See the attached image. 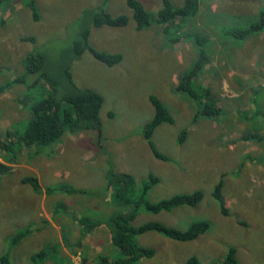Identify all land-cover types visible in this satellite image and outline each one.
<instances>
[{
  "label": "rangeland",
  "instance_id": "1",
  "mask_svg": "<svg viewBox=\"0 0 264 264\" xmlns=\"http://www.w3.org/2000/svg\"><path fill=\"white\" fill-rule=\"evenodd\" d=\"M200 1L199 13L184 29L210 38L205 48L211 62L195 84L209 90L208 100L221 108V115L198 119L192 98L174 92L178 76L193 66L200 51L193 38L171 39L184 34L181 28L165 34L164 25L154 22L138 29L127 0H36L38 19L25 0L0 3V82H11L0 92V138L17 123L21 131L30 117L23 97L35 76L25 74L24 59L32 53L45 55V69L60 83L58 91L70 88L68 68L78 87L93 88L104 98L100 129L66 131L53 144L51 157L24 147L13 171L0 179V264L3 257L12 264H98L101 255L115 257L104 224L89 233L77 220L114 210L112 191L106 188L110 169L130 173L140 183L156 176L147 196L153 203L204 192L196 206L139 213L137 223L159 221L184 229L208 220L211 229L189 241L146 232L138 240L156 254L138 264H184L193 255L201 264H222L231 247L241 264H264V29L245 38L231 32L256 22L264 0ZM142 2L151 12L161 7V0ZM173 2L181 6L184 0ZM102 9L128 15L129 23L95 26L94 14ZM86 29L92 47L121 53L122 61L111 66L89 51L77 56ZM44 82L35 87L42 91ZM151 95L168 105L174 121L160 124L148 139L143 129L155 114ZM152 145L166 158L156 156ZM27 175L36 176L43 187L67 184L91 188L94 195L38 193L23 182ZM220 181L227 214L213 197Z\"/></svg>",
  "mask_w": 264,
  "mask_h": 264
},
{
  "label": "trees",
  "instance_id": "2",
  "mask_svg": "<svg viewBox=\"0 0 264 264\" xmlns=\"http://www.w3.org/2000/svg\"><path fill=\"white\" fill-rule=\"evenodd\" d=\"M11 0H0L1 2ZM13 1V0H12ZM23 2V0H20ZM30 4L35 19L40 17L36 0H25ZM127 5L133 11V17L138 29L146 28L154 22L164 25L165 34L170 29L181 28L184 34H174L171 38L174 42L182 37L189 38L200 45L198 58L192 64L193 66L180 74L179 83L176 90L186 93L196 104L195 119L199 117H216L221 115V108L212 101L208 100L211 94L208 89L197 86L195 81L198 75L205 69L209 63L210 54L205 48L208 44L206 35L193 34L185 30L186 22L195 17L200 11V0H184L181 6L176 5L173 0H161V7L157 12H151L143 4L142 0H127ZM129 16L126 14L113 15L102 9L95 12L93 23L95 26H125L129 23ZM264 29V10L259 14V19L251 23L248 27L234 28L231 31L237 38L248 37L254 31ZM90 30L81 32L84 43L77 44V56L85 51H89L95 58L105 62L108 65H116L123 59L121 53L102 52L89 44L88 37ZM173 34V31H171ZM187 34V37L185 35ZM26 63V75L32 74L34 80L28 84L29 96L31 99L27 102L31 118L19 131L20 124H15L17 129L7 130V138H0V156L5 162L0 161V179L13 169V164L19 162L23 154L24 147L35 148V154L53 155V144L57 142L66 131L70 130L76 133L82 129L98 130L101 127L100 112L104 104L103 96L95 89L78 87L72 79L70 69H66L65 78L70 88L59 90V82L50 77V72L45 69L46 58L41 52L32 53L24 59ZM2 68L0 67V77ZM26 75L19 77L12 82H20ZM45 79L43 90L37 89L34 83ZM11 87V82L1 83L0 91H5ZM150 99L155 107V114L150 123H147L143 129L145 138H150L154 130L162 123L174 121L173 116L168 111L167 105L154 95ZM26 105V104H25ZM9 137V138H8ZM153 152L160 158H166L153 145ZM23 182L30 183L38 193L52 195L58 192L70 194H81L84 196L94 195V190L90 188H75L67 184H56L42 187L36 176L23 177ZM158 182V178L149 175L141 183L137 181L134 175L110 169L107 174L106 188L112 191L113 200L116 203L114 210L107 213L105 217H93L92 215H83L78 217V223L85 232H93L96 227L104 224L110 234L112 244L116 246L118 255L115 257L101 255L98 257V264H138L144 258H151L156 254V249L141 244L138 237L146 232L156 231L165 236L180 240H194L202 234L209 231L211 223L208 220L194 221L187 228H178L167 225L159 221H148L137 223L139 213L148 211L159 213L169 211L177 206L189 205L196 206L204 199V192L196 190L192 193L174 195L153 203L148 200V192L151 187ZM55 192V193H54ZM213 197L220 202L221 210L224 214L229 212L223 198V182L217 183L213 191ZM137 218V219H136ZM136 219V221H135ZM135 221V223H134ZM95 229V230H94ZM44 253H42L43 255ZM2 264H12L10 259L3 257ZM184 264H201L198 256H191ZM222 264H241L237 257V249L231 247L227 255L224 256Z\"/></svg>",
  "mask_w": 264,
  "mask_h": 264
},
{
  "label": "crops",
  "instance_id": "3",
  "mask_svg": "<svg viewBox=\"0 0 264 264\" xmlns=\"http://www.w3.org/2000/svg\"><path fill=\"white\" fill-rule=\"evenodd\" d=\"M201 8V7H200ZM199 13V12H198ZM255 35V34H254ZM207 38H208V42L210 41V38L207 36ZM194 41V40H193ZM195 42V41H194ZM196 44V43H195ZM208 45V44H207ZM198 55H199V53H198ZM25 58H27V57H25ZM198 58V56L195 58V59H197ZM211 62V56H210V60H209V63ZM208 63V64H209ZM207 64V65H208ZM206 65V66H207ZM2 72H3V70H2ZM1 75H2V73H1ZM179 77H180V75L178 76V82H177V85H178V83H179ZM176 85V86H177ZM176 86L174 87V92H176ZM10 89V88H9ZM8 90V89H7ZM7 90H5V91H7ZM5 91H0V92H5ZM189 97V96H188ZM190 98V97H189ZM30 99H31V96H29V89H28V87H26V92L24 93V97H23V100H24V104H26V107H27V102H29L30 101ZM194 102V101H193ZM165 103V102H164ZM166 104V103H165ZM194 104H195V102H194ZM167 105V104H166ZM167 107H168V105H167ZM28 108V107H27ZM195 109H196V104H195ZM29 118H31V115H30V117ZM28 118V119H29ZM6 135H7V132H6ZM7 138V137H6ZM9 138V137H8ZM60 140V139H59ZM56 143H58V141L56 142ZM53 148L55 149V147L53 146ZM33 150H34V152H35V148L33 147ZM36 155H41L42 156V154H36ZM54 155V154H53ZM53 155H49V156H46V155H44L45 157H51V156H53ZM1 162H5V160L4 159H2V161ZM18 163V162H17ZM17 163H15V164H13V168H14V166L17 164ZM13 171V169L11 170V172ZM10 172V173H11ZM10 173H8V174H10ZM8 174H6V175H8ZM5 175V176H6ZM27 176H29V175H27ZM4 177V176H3ZM2 177V178H3ZM26 177V176H25ZM23 180V179H22ZM54 185H56V184H54ZM43 187V186H42ZM46 187V186H45ZM75 188H85V187H75ZM91 189V188H90ZM67 194H70V193H67ZM70 195H78V196H83V197H88V196H84V195H81V194H70ZM83 216V215H82ZM78 217H81V216H78ZM211 229V228H210ZM209 229V230H210ZM94 232V231H93ZM208 232V231H207ZM206 232V233H207ZM91 233V232H90ZM111 238V237H110ZM117 250V249H116ZM118 250H117V253H116V255H118ZM115 255V256H116Z\"/></svg>",
  "mask_w": 264,
  "mask_h": 264
}]
</instances>
